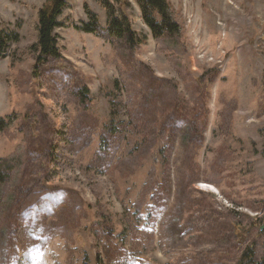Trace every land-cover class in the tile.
I'll return each instance as SVG.
<instances>
[{
  "label": "rangeland",
  "instance_id": "obj_1",
  "mask_svg": "<svg viewBox=\"0 0 264 264\" xmlns=\"http://www.w3.org/2000/svg\"><path fill=\"white\" fill-rule=\"evenodd\" d=\"M107 1L142 42L66 0L38 66L49 0H0V264H264V0H165L157 37Z\"/></svg>",
  "mask_w": 264,
  "mask_h": 264
},
{
  "label": "trees",
  "instance_id": "obj_2",
  "mask_svg": "<svg viewBox=\"0 0 264 264\" xmlns=\"http://www.w3.org/2000/svg\"><path fill=\"white\" fill-rule=\"evenodd\" d=\"M107 12L106 30L108 34L116 39H124L129 45H135L143 41L142 37H138L132 30L128 17L120 9L119 12L107 0H102ZM50 6H45L38 11L37 25V52L40 55L37 58V65L44 61V56L60 57L57 47V38L53 33L57 27L61 26L58 16L62 9L67 5L66 0H49ZM141 10L142 19L150 29L154 37L164 35H178L181 27L175 20L172 8L165 0H136ZM84 11L88 17V22L83 26H75L77 29L86 33H95L98 26V18L86 6ZM15 32L0 29V57L3 56L5 48L12 41L18 40ZM3 177L0 175V180ZM248 254L244 255L246 259ZM250 259V257L248 256Z\"/></svg>",
  "mask_w": 264,
  "mask_h": 264
}]
</instances>
